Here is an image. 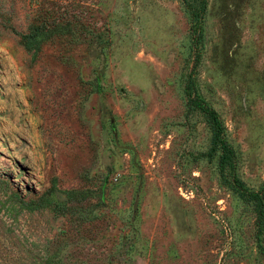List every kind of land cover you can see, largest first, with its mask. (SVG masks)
<instances>
[{"label": "rangeland", "instance_id": "obj_1", "mask_svg": "<svg viewBox=\"0 0 264 264\" xmlns=\"http://www.w3.org/2000/svg\"><path fill=\"white\" fill-rule=\"evenodd\" d=\"M202 29L195 50L181 0H0V264H264V222L184 92L190 74L264 196V0H209ZM106 174L104 205L22 204Z\"/></svg>", "mask_w": 264, "mask_h": 264}, {"label": "trees", "instance_id": "obj_2", "mask_svg": "<svg viewBox=\"0 0 264 264\" xmlns=\"http://www.w3.org/2000/svg\"><path fill=\"white\" fill-rule=\"evenodd\" d=\"M209 0H181V3L187 13L190 21V28L193 35L192 48L199 47V41L202 36L204 18L207 12ZM64 25L53 23L50 25L32 24L29 31L21 35L22 44L27 51L37 53L42 42L54 34L64 33ZM99 91V86H95ZM185 96L189 105L196 109L204 117L210 132L211 150L219 152V167L221 172L228 171L231 176L230 185L237 194L244 200L254 205L258 220L264 222V196L259 191L249 190L235 175L236 153L231 144L227 141L224 133V125L215 109L209 106L194 88L190 74L188 75L184 87ZM107 174L102 179L98 189L87 188H59L53 184L42 195L35 200L22 202L24 206L30 209L50 207L61 213L74 208L73 206L83 203L85 200L96 197L94 204H105V189L107 186ZM74 204V205H72ZM90 218V217H89Z\"/></svg>", "mask_w": 264, "mask_h": 264}]
</instances>
